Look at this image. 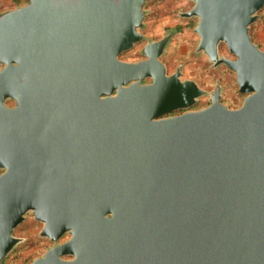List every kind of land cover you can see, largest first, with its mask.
Listing matches in <instances>:
<instances>
[{
	"label": "water",
	"instance_id": "95a60500",
	"mask_svg": "<svg viewBox=\"0 0 264 264\" xmlns=\"http://www.w3.org/2000/svg\"><path fill=\"white\" fill-rule=\"evenodd\" d=\"M193 1L197 51L236 72L240 107L217 84L192 108L208 91L167 73L173 32L120 58L147 0L0 11V264L29 212L54 242L30 264H264V0Z\"/></svg>",
	"mask_w": 264,
	"mask_h": 264
},
{
	"label": "rangeland",
	"instance_id": "374dc122",
	"mask_svg": "<svg viewBox=\"0 0 264 264\" xmlns=\"http://www.w3.org/2000/svg\"><path fill=\"white\" fill-rule=\"evenodd\" d=\"M22 0H0V11L17 7ZM193 0H147L144 26L141 28L144 38L120 54L126 61H139L146 58L142 49L149 40H159L167 33L173 36L161 59L167 67V73L172 74L178 69L182 79H193L208 91L199 97L193 109L207 106L210 103V91L217 84L222 86V101L232 108L240 107L246 94L239 92L236 72L225 64L213 66L207 55L197 51L199 35L195 27L197 16H184L183 13L194 6ZM258 19L251 24L253 40L264 49V7L259 11ZM220 54L236 58L225 43L220 44ZM1 68V64H0ZM150 80V79H147ZM13 105L12 100L8 101ZM180 111H177V113ZM43 224L36 220L32 213L15 228L14 235L22 240L7 255L4 264H30L35 258L43 255L54 244L52 240L40 234ZM68 235L59 241H64Z\"/></svg>",
	"mask_w": 264,
	"mask_h": 264
}]
</instances>
